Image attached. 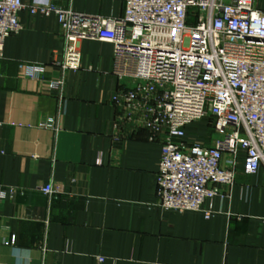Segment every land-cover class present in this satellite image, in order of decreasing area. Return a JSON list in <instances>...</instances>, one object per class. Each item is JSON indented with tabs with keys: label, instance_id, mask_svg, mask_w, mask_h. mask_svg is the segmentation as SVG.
<instances>
[{
	"label": "crops",
	"instance_id": "0c3cea01",
	"mask_svg": "<svg viewBox=\"0 0 264 264\" xmlns=\"http://www.w3.org/2000/svg\"><path fill=\"white\" fill-rule=\"evenodd\" d=\"M52 1L112 18L126 6ZM27 7L0 59V185L16 191L0 198V264H264V167L246 174L241 153L235 184L214 198L210 218L162 209L160 141L144 127L115 126L113 97L128 81L113 73L114 45L82 40L80 68L63 70L54 64L66 46L57 16ZM22 64L46 71L32 78ZM54 79L62 89L50 87ZM205 133L199 127L198 140ZM48 183L55 197L41 190Z\"/></svg>",
	"mask_w": 264,
	"mask_h": 264
},
{
	"label": "built area",
	"instance_id": "2783aa9c",
	"mask_svg": "<svg viewBox=\"0 0 264 264\" xmlns=\"http://www.w3.org/2000/svg\"><path fill=\"white\" fill-rule=\"evenodd\" d=\"M23 0H0V59L6 39L23 30ZM31 13L55 14L63 29V70L81 66L82 40L114 45L113 73L128 81L114 94L115 126L146 128L161 143L159 206L214 214L212 201L236 181L239 155L248 175L264 167V8L258 0H126L121 18L89 16L52 0H33ZM32 78L45 65H21ZM50 87L62 89L63 79ZM211 119L219 136L187 140V127ZM41 190L56 196L52 183ZM15 189L0 198L14 197ZM99 262L104 258L98 257Z\"/></svg>",
	"mask_w": 264,
	"mask_h": 264
},
{
	"label": "rangeland",
	"instance_id": "374dc122",
	"mask_svg": "<svg viewBox=\"0 0 264 264\" xmlns=\"http://www.w3.org/2000/svg\"><path fill=\"white\" fill-rule=\"evenodd\" d=\"M261 0H258L259 2V5L261 6ZM262 7V6H261ZM195 128L193 129V131H191V137L190 139H188L189 141L191 142H195L198 140L197 138V134H198V128L200 127L201 129H204L206 131V142L209 143V144H212L213 142V139H215L216 137H218L219 135L216 134L215 130H214V127H213V123H212V120L211 119H203L201 121H197L195 122Z\"/></svg>",
	"mask_w": 264,
	"mask_h": 264
}]
</instances>
